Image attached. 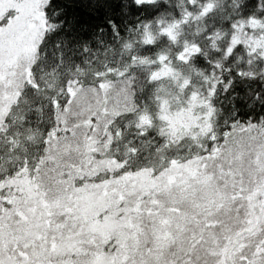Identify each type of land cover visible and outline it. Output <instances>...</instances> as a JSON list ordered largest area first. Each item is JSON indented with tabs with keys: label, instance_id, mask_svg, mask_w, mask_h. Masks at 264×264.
Masks as SVG:
<instances>
[{
	"label": "snow or ice",
	"instance_id": "1",
	"mask_svg": "<svg viewBox=\"0 0 264 264\" xmlns=\"http://www.w3.org/2000/svg\"><path fill=\"white\" fill-rule=\"evenodd\" d=\"M60 2L0 0V75L14 54L9 41L18 50L33 48L50 56L57 68L78 56L95 64L112 47L104 46V37L118 38L130 12L123 0H72L87 18L60 20L67 14V8L53 7ZM131 2L143 9L157 0ZM230 2L227 10L217 0L199 5L204 19L226 11L233 33L226 57L244 47L239 34L264 32V0ZM101 14L103 23L94 27L90 21ZM191 15L186 12L161 34L171 35ZM134 19L135 30H143L140 42L152 46L149 25L139 15ZM191 48L192 56H199L200 46ZM187 52L186 45L177 62L188 63ZM136 59L129 57L122 74L131 73ZM151 63L161 66L153 80L166 76L165 69L171 71L165 54ZM105 67L107 74L119 71ZM213 69L207 88L189 98L188 110L196 121L189 134L178 142L163 132L125 139L115 169L93 171L90 164L84 172L82 162L77 175L75 164L54 163L50 147L30 148L20 132L0 137V264H264V225H257L258 230L252 226L255 213L264 216V203H259L264 193V50L248 47L235 67L214 64ZM216 69L227 74L217 76ZM186 86L189 80L177 81L181 92ZM59 131L53 128L48 135ZM184 166L194 167V173ZM198 184L210 191L201 194ZM233 213L239 223L223 237L226 247L218 245L227 255L221 260L213 246L214 230Z\"/></svg>",
	"mask_w": 264,
	"mask_h": 264
},
{
	"label": "rangeland",
	"instance_id": "2",
	"mask_svg": "<svg viewBox=\"0 0 264 264\" xmlns=\"http://www.w3.org/2000/svg\"><path fill=\"white\" fill-rule=\"evenodd\" d=\"M184 1V9L176 20L157 21L149 25L148 31L151 33L154 42L164 37L169 45L178 47L174 49L177 52L172 50L171 53L164 51L159 53L165 54L172 61L171 71L164 70L167 72L166 76L161 75L159 80L152 79L153 73L160 72L161 66L159 63H155L149 71V81L152 84L155 101L154 118L149 111H144L138 114V120L132 123L140 131L147 133L148 128L152 127L160 135L163 132L168 140L177 142L180 138L188 135L196 123L193 113L188 110L191 93L197 89L205 90L214 71V69H211L210 73H205L197 70L192 65V61L196 56H192L193 49L191 45L196 43L189 40L191 37L187 38L185 31L190 30L193 34L194 29L190 27L199 22L202 17L199 16V9H194L192 0ZM28 10H31L30 7ZM186 12L192 13L187 22L179 23L173 29L171 35L161 34L162 29L182 21ZM232 34L231 32L223 50L219 48L222 45L221 36L210 39L207 48L208 53L205 57L209 58L211 56L210 63L212 66L218 64L222 68V65H224L228 58L225 56V49L232 46ZM182 38L186 39L181 40ZM238 39L244 46L242 47L243 52L248 47L256 48L258 51L264 50V32L259 29L250 31L246 35L241 33L238 35ZM186 45L188 46L186 55L190 56L191 59L188 63H179L176 57ZM9 47L14 54L5 72L0 75V135L5 132L3 129L5 123L8 125L10 121L18 120L17 98L20 91L31 83V68L36 61L38 52L33 48L18 50L17 45L12 41H9ZM215 71L218 76L220 69ZM185 79L190 81V86H186L185 90L181 92L177 87V81L183 82ZM131 94L130 83L124 81L101 84L97 87L70 88L66 105L62 108L53 127L60 129L59 134L53 137L48 135L46 139L48 142L46 148L50 147L52 150V161L58 163L63 160L75 164L77 175L82 174L79 171V165L82 162L85 164L84 172L89 171L88 165L90 164L93 165V171H103L105 167L115 169L117 165L113 163L114 160L111 157L110 142L112 136L109 124L120 114L132 110ZM198 103V100L192 102L193 105H198ZM66 128L69 130L64 131ZM184 167L190 174L195 171L194 167ZM149 177L150 174H146L144 179L147 180ZM195 189L201 194L210 191V188L205 184L195 185ZM261 196L259 203H264V193ZM190 201L191 197H189ZM222 219L223 223L218 222L216 224L214 231L217 239L213 241V246L217 247L220 259L224 260L227 255L225 251L226 241L223 237L233 228H236L239 220L234 213L231 216H224ZM252 219L254 229H257V225H264V216H261L259 212L255 213ZM221 243H224L225 247H218Z\"/></svg>",
	"mask_w": 264,
	"mask_h": 264
},
{
	"label": "trees",
	"instance_id": "3",
	"mask_svg": "<svg viewBox=\"0 0 264 264\" xmlns=\"http://www.w3.org/2000/svg\"><path fill=\"white\" fill-rule=\"evenodd\" d=\"M193 1V0H192ZM194 9H199L201 0H194ZM218 5L225 10L231 9L230 0H217ZM244 3V0H241ZM123 5L126 9H130L129 15L126 17L127 23L121 25V35L118 38L111 36L104 37V46L112 47L108 49L107 56L101 54L99 60L95 64L85 63V57L78 56L71 65L57 68L51 57H45L42 53L37 52L36 61L31 68V83L25 86L17 98V113L18 120L10 121L8 125L4 124L3 134L13 137L15 133L20 132L21 140L30 148L39 145L42 149L46 148V144L41 141H46L50 130L54 127L58 120L62 108L68 100L70 88H88L97 87L101 84L114 82H128L131 85L132 94V110L120 114L114 118L109 124L111 133V157L116 165L119 163L118 157L122 149L120 145L125 139L139 138V133L143 132L147 136L159 137L160 133L148 128L147 133L140 131L133 123L138 120V114L144 111H149L154 118L155 101L152 92V84L149 81V71L155 65L151 61L156 60L157 54L160 52H170L176 47L169 45L166 38H161L153 43L152 46L145 47L141 41L142 31H136L135 26L137 21L134 19L136 15L140 16V20L148 25L154 24L157 21L176 20L184 9V0H157L155 4L145 6L143 9H137L131 0H123ZM63 6L67 8L66 16L59 18L60 20L70 19L72 16H77L81 19H86L87 14L82 6H78L72 0H61V2L53 7ZM95 27L96 24H102V14L99 17L90 21ZM194 29L193 34L190 30L185 31L187 38L194 41L200 46L201 52L196 56L192 65L199 71L211 72L213 69L210 63V57L206 58L208 53L209 36H221L222 42L219 46L221 50L225 48L226 41L231 35V26L227 20V13L218 11L214 18L204 19L195 23L190 28ZM132 29V31H129ZM191 33V34H190ZM186 38H182L184 40ZM131 44V47H125ZM95 46V45H94ZM48 51L51 52V45L48 46ZM177 52V50H174ZM244 52H234L231 57H228L222 65L236 66V62L240 60ZM211 55V53H210ZM137 57L136 67L130 74L125 73L130 63L129 57ZM105 65L113 69H119L107 74ZM225 72H219V75H226ZM6 125V126H5ZM117 129L121 131V135H115ZM31 137V139H29ZM44 154V153H42Z\"/></svg>",
	"mask_w": 264,
	"mask_h": 264
}]
</instances>
